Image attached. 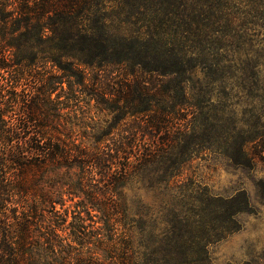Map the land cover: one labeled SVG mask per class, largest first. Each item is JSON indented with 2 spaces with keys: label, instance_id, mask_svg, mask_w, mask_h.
Wrapping results in <instances>:
<instances>
[{
  "label": "trees",
  "instance_id": "trees-1",
  "mask_svg": "<svg viewBox=\"0 0 264 264\" xmlns=\"http://www.w3.org/2000/svg\"><path fill=\"white\" fill-rule=\"evenodd\" d=\"M190 1L0 0V264H115L135 224L142 255L123 264H212L208 248L240 229L247 200L187 174L198 145L225 138L211 83L191 86L207 56L200 16L159 17ZM80 94L110 116L92 145L64 133ZM145 182L170 192L162 239L141 199L131 215L126 189Z\"/></svg>",
  "mask_w": 264,
  "mask_h": 264
},
{
  "label": "rangeland",
  "instance_id": "rangeland-1",
  "mask_svg": "<svg viewBox=\"0 0 264 264\" xmlns=\"http://www.w3.org/2000/svg\"><path fill=\"white\" fill-rule=\"evenodd\" d=\"M184 4L185 14L179 8L172 17H163L164 12L159 17L180 22L185 15L196 20L200 16L201 22L194 29L206 35L198 48H204L207 56L195 70L191 86L195 93L211 83L209 100L217 107L225 137L214 147L198 145L193 157L196 159L187 174L217 197L248 202L236 217L240 229L211 245L209 257L212 264L264 262V0H191ZM79 101L77 107L65 111L64 133L77 143L92 145L96 143L92 127L107 125L110 116L96 109L93 98L80 94ZM176 151L181 152L180 147ZM126 192L131 198V215L138 218L140 205L132 200L141 199L149 207L146 217L155 215L159 220L154 223L155 236L164 238L168 225L163 217L168 211L159 205L169 199L168 188L156 183L151 187L145 182L141 186L133 184ZM71 204L68 202V206ZM154 204L159 211L151 208ZM197 211L186 207L184 214L201 220ZM139 227L135 224L132 236L116 240L118 248L110 254L115 264L141 257ZM68 232L62 234L67 237ZM96 255L106 261L103 252Z\"/></svg>",
  "mask_w": 264,
  "mask_h": 264
}]
</instances>
